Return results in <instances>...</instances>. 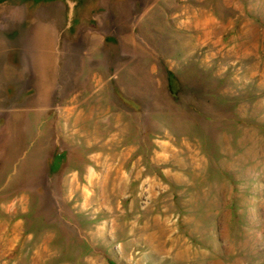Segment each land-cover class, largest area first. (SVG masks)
I'll use <instances>...</instances> for the list:
<instances>
[{"label":"rangeland","instance_id":"obj_1","mask_svg":"<svg viewBox=\"0 0 264 264\" xmlns=\"http://www.w3.org/2000/svg\"><path fill=\"white\" fill-rule=\"evenodd\" d=\"M0 264H264V0L0 1Z\"/></svg>","mask_w":264,"mask_h":264},{"label":"trees","instance_id":"obj_2","mask_svg":"<svg viewBox=\"0 0 264 264\" xmlns=\"http://www.w3.org/2000/svg\"><path fill=\"white\" fill-rule=\"evenodd\" d=\"M0 1H2V0H0Z\"/></svg>","mask_w":264,"mask_h":264}]
</instances>
